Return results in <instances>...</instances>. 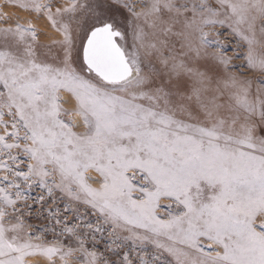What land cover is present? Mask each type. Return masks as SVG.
<instances>
[{
  "label": "snow or ice",
  "instance_id": "6c2138e0",
  "mask_svg": "<svg viewBox=\"0 0 264 264\" xmlns=\"http://www.w3.org/2000/svg\"><path fill=\"white\" fill-rule=\"evenodd\" d=\"M8 2L0 264H264V0Z\"/></svg>",
  "mask_w": 264,
  "mask_h": 264
},
{
  "label": "rangeland",
  "instance_id": "374dc122",
  "mask_svg": "<svg viewBox=\"0 0 264 264\" xmlns=\"http://www.w3.org/2000/svg\"><path fill=\"white\" fill-rule=\"evenodd\" d=\"M64 2L66 3L67 0H64ZM3 8L4 9L5 8L6 9L8 8V9H11V11H12L11 14H7L8 16L12 17V20L10 21V23H14L15 22V19L18 17L20 19V22L21 23H25L27 21H31L37 27V25L34 23V21H38L39 22L40 19H43V18H37L34 13H31V12H28V11H26V14H22V13L20 14L16 9H19V10H21V9L18 8V7H16L15 4L9 3L8 0H0V14H5L2 11ZM21 12H23V11H21ZM46 23H47V30H45L43 28H38L37 27V29H39L40 31H44V32H47L48 33V35L45 36V37L41 36V42H43V43L50 42V39L56 35L54 33V31L50 27H48L47 20H46ZM48 30H51L52 32H49ZM221 31H223V30H221ZM228 39H230V37H227L226 36L225 37V43L228 42ZM228 55H232L231 45L229 46ZM234 63L239 64L240 61L239 60H236V61H234ZM0 175H2V173H0ZM36 194H38V193H34V195H36ZM69 219H71V217H69ZM32 223L38 224L39 222L32 221ZM31 231H35V229H31ZM77 255H79V254L77 253ZM36 257H38L40 259V261L38 262V264H41V261L42 260L46 261V258H44V257H41V256H36ZM72 259H75V257H73Z\"/></svg>",
  "mask_w": 264,
  "mask_h": 264
},
{
  "label": "bare ground",
  "instance_id": "6f19581e",
  "mask_svg": "<svg viewBox=\"0 0 264 264\" xmlns=\"http://www.w3.org/2000/svg\"><path fill=\"white\" fill-rule=\"evenodd\" d=\"M20 14L22 13V14H26V11H24V10H19V9H16ZM2 11H3V13H5V14H11L12 13V11H11V9H2ZM21 11H23V12H21ZM34 23L37 25V27L38 28H43V29H45V30H47V23H46V20L45 19H40L39 20V22L38 21H34ZM49 32H52L51 30H48ZM43 37H45V36H43ZM40 261V259L38 258V257H31V258H29V264H38V262ZM41 264H47V262L46 261H44V260H42L41 261Z\"/></svg>",
  "mask_w": 264,
  "mask_h": 264
}]
</instances>
